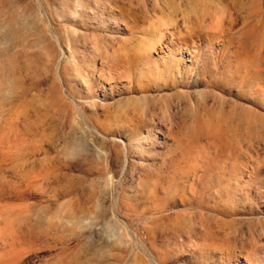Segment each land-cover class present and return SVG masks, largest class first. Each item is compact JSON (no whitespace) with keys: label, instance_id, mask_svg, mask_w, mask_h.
Instances as JSON below:
<instances>
[{"label":"rangeland","instance_id":"obj_1","mask_svg":"<svg viewBox=\"0 0 264 264\" xmlns=\"http://www.w3.org/2000/svg\"><path fill=\"white\" fill-rule=\"evenodd\" d=\"M0 204L3 264H264V0H0Z\"/></svg>","mask_w":264,"mask_h":264},{"label":"bare ground","instance_id":"obj_2","mask_svg":"<svg viewBox=\"0 0 264 264\" xmlns=\"http://www.w3.org/2000/svg\"><path fill=\"white\" fill-rule=\"evenodd\" d=\"M14 210L21 212V209H13L12 206L0 204V264H3L6 259L13 258L17 253L16 248H7L6 234L9 226L7 223H2L6 219L7 214Z\"/></svg>","mask_w":264,"mask_h":264}]
</instances>
